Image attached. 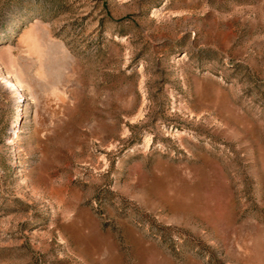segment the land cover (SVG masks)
Wrapping results in <instances>:
<instances>
[{"label": "rangeland", "instance_id": "obj_1", "mask_svg": "<svg viewBox=\"0 0 264 264\" xmlns=\"http://www.w3.org/2000/svg\"><path fill=\"white\" fill-rule=\"evenodd\" d=\"M0 264H264V0H0Z\"/></svg>", "mask_w": 264, "mask_h": 264}]
</instances>
